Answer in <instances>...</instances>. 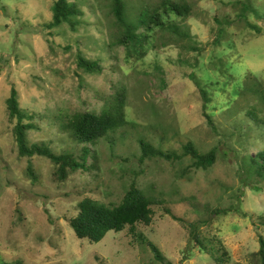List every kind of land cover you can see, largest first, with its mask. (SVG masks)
Wrapping results in <instances>:
<instances>
[{
  "label": "rangeland",
  "instance_id": "rangeland-1",
  "mask_svg": "<svg viewBox=\"0 0 264 264\" xmlns=\"http://www.w3.org/2000/svg\"><path fill=\"white\" fill-rule=\"evenodd\" d=\"M55 1L0 0V264H217L173 217L197 224L200 240L216 250L223 264H262L258 252L264 239V183L245 180L244 159L264 151V101L251 94L235 100L236 85L223 87L227 91L212 98L206 110L213 128L189 79L192 68L180 62V48L160 47L131 67L124 47H108L110 19L98 7L105 0H71L82 12L77 28L65 24L48 30ZM143 1L157 0H133L130 13H137ZM187 1L195 5V19L183 27L202 45L203 62L232 40L235 48L228 49L224 60L232 66L230 77L242 83L259 81L264 93V36L232 26L227 27V42H217L214 19L231 17L235 22L230 5L237 0ZM249 2L259 16L250 14V21L264 29V0ZM163 40L170 41V35ZM79 54L100 62L103 74H85L78 67ZM13 88L29 117L25 123L38 128L28 133L29 141L46 143L56 155L79 160L84 145L61 133L55 117L100 114L121 88L128 94L129 123L96 146L87 145L96 153V170H81L64 183L56 182L50 160L19 156L7 111ZM254 107L256 119L248 115ZM141 140L165 153L182 154L189 143L201 154L216 150L217 163L183 177V170L194 163L191 157L142 161ZM88 161L95 163L94 158ZM30 164L37 181L28 175ZM132 184L157 201L152 224L136 227L142 239L126 229L108 233L97 244L80 240L70 224L78 204L92 198L119 205ZM148 243L160 250L163 262L156 260Z\"/></svg>",
  "mask_w": 264,
  "mask_h": 264
},
{
  "label": "trees",
  "instance_id": "trees-1",
  "mask_svg": "<svg viewBox=\"0 0 264 264\" xmlns=\"http://www.w3.org/2000/svg\"><path fill=\"white\" fill-rule=\"evenodd\" d=\"M70 1H55L52 7V21L46 25L48 30L61 28L65 24L70 25L73 30L77 28V25L80 24L77 17L82 15V12L75 2ZM132 1L105 0V3H98L100 10L104 13L107 11L110 19V26L108 25L107 27L109 35L108 47L110 49L124 47L126 49V62L131 67L145 60L152 51L159 50L160 47L164 49L180 48V62L192 68V74L189 79L195 84L196 89L199 90L198 94L203 101V115L213 128L214 124L210 115L206 114V110L210 108L212 98L227 91L223 87H228L233 83L236 85L235 100L239 97L247 98L251 94L253 96L257 95L264 101V93L259 81L257 83H242L236 77H230L232 66L224 62V60L228 49L235 48V45L232 47V40L230 44H227L226 48L220 50L219 55L211 57L207 64L203 62L204 50L201 47L202 45L200 44V46L199 42H197L198 40L194 39L190 32L184 30L183 27V24L192 22L195 19L194 4L192 6L187 0H157L147 4L143 1L138 6L139 9H136L137 13L132 14L129 11V5ZM230 6L236 13L237 20L235 22L229 20L231 17H227L224 20L220 17L214 19L219 27L218 43L223 42L225 39L227 42V27L232 26H243L256 31L257 35L264 36V29L249 19V15L253 13L259 17L257 12L253 10L249 0H237L231 3ZM178 20L179 22H177ZM213 33L216 34L217 32ZM165 34L170 35V41L166 42L163 40ZM159 43L160 45H157ZM188 52L195 55L193 61L190 60L191 54H187ZM209 64H211L210 68H208ZM78 67L88 75H102L104 70L100 62L90 61L81 54L78 55ZM157 70L159 75L163 73L160 65H158ZM198 74H201L202 77L198 78ZM127 101L126 88H121L116 90L115 94L106 100L100 114L87 111L75 113L74 115L62 114L55 117L61 133L69 134L74 140L84 145L78 160L68 154H54L46 143L37 144L29 141L28 133L38 130V128L31 123H25V119L29 117L22 111L18 91L13 88L10 98L7 100V111L9 121L11 125H14L12 132L18 146L19 156L30 160L36 157L50 160L55 166L53 178L60 183L66 182L73 174L81 170H96L98 168L96 153L87 145L96 146L103 139L108 138L111 133L116 132L129 123L126 113ZM231 102L233 104V101ZM255 111L254 107L248 113L250 118L256 119ZM140 145L142 161L159 159L173 162L191 157L194 163L183 170V177L194 169L207 171L217 163L216 150L201 154L192 143L183 147L182 154L165 153L160 148H156L144 140L140 141ZM226 155H229V153H226ZM91 158H94L95 163L89 164L88 160ZM244 160L246 167L248 165L245 168V180L250 177L255 178L259 184L264 183V151ZM28 175L33 181L38 180L32 164L28 167ZM250 189L257 192L262 191L261 188L256 186H250ZM154 204H157L155 199L146 195L138 185L132 184L119 205H106L92 198L85 199L78 204L77 216L71 220L70 224L80 240H89L90 243L97 244L108 233H121L126 229H129L132 235L140 240L142 238L140 235H136V227L139 224L146 226L152 224L154 213L152 206ZM166 212L168 214L171 213L167 209ZM217 213L221 214L222 212L216 211L215 214ZM173 218L189 230L193 240L197 241L202 250L210 254L217 264H223V258L217 256L216 250L214 248L210 249L204 244L205 242L200 240L198 234L199 226L197 224H190L181 219H176V217ZM148 244L154 252L156 260L163 262L164 257L160 250L153 243ZM258 256L262 264H264V239L260 240Z\"/></svg>",
  "mask_w": 264,
  "mask_h": 264
}]
</instances>
